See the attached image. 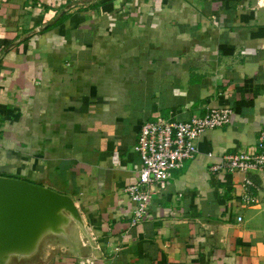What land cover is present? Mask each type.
I'll use <instances>...</instances> for the list:
<instances>
[{
	"label": "crops",
	"instance_id": "obj_1",
	"mask_svg": "<svg viewBox=\"0 0 264 264\" xmlns=\"http://www.w3.org/2000/svg\"><path fill=\"white\" fill-rule=\"evenodd\" d=\"M223 107L230 124L201 135L131 225L141 125ZM261 131L264 0H0V176L75 200L86 264H264V174L244 205L243 174L208 171L257 153Z\"/></svg>",
	"mask_w": 264,
	"mask_h": 264
},
{
	"label": "built area",
	"instance_id": "obj_2",
	"mask_svg": "<svg viewBox=\"0 0 264 264\" xmlns=\"http://www.w3.org/2000/svg\"><path fill=\"white\" fill-rule=\"evenodd\" d=\"M232 110L228 107L211 108L207 113L190 121L181 122L155 117L144 122L138 133L133 148L140 158V168L136 182L125 189V193L134 209L131 225L140 224L148 215V207L159 188L170 179L173 171L180 170L185 163L192 160L198 153L197 141L208 130L227 126L231 122ZM2 138L0 132V140ZM258 151L255 154L236 152L219 155L217 161L209 165L211 174L221 172L240 173L243 179L244 205L256 203L254 192L257 186L248 175L253 172H264V131L257 138ZM213 158L212 154L207 155ZM241 217L237 218L240 222ZM264 235V230H263Z\"/></svg>",
	"mask_w": 264,
	"mask_h": 264
},
{
	"label": "water",
	"instance_id": "obj_3",
	"mask_svg": "<svg viewBox=\"0 0 264 264\" xmlns=\"http://www.w3.org/2000/svg\"><path fill=\"white\" fill-rule=\"evenodd\" d=\"M85 245L95 240L72 197L0 176V264H46L56 251L86 264Z\"/></svg>",
	"mask_w": 264,
	"mask_h": 264
}]
</instances>
